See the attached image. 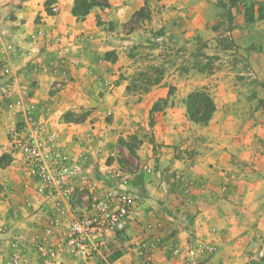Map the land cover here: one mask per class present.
<instances>
[{
	"label": "rangeland",
	"instance_id": "obj_1",
	"mask_svg": "<svg viewBox=\"0 0 264 264\" xmlns=\"http://www.w3.org/2000/svg\"><path fill=\"white\" fill-rule=\"evenodd\" d=\"M86 1L104 5L103 0ZM151 16L147 8H142L123 25H152ZM192 21L190 47L164 40L160 28L150 31L147 44L128 50H136L133 56L140 60L139 71L126 88V96L132 101L142 100L144 92L167 76L166 97L153 101L147 123L138 127V136L134 134L136 126L131 124L126 130L116 111L102 104L101 89H110L117 78L97 82L91 109L79 106L56 114L49 103L36 105L7 96L5 104L0 105V171L9 172L0 176V197L8 203L10 192H31L33 196L27 194L23 204L9 209L8 214L0 208V237L9 247L7 255H0L1 264H108L127 249H132L139 264H156L160 252L177 258L182 255L183 264H200L215 253V246L205 240H190L185 253L180 252L173 242L175 234L170 224L161 221H146L141 232L149 238L128 245L125 227L96 234L83 248L69 239L74 221L94 217L99 220L100 204L108 203L113 210L122 194L134 196L135 207L128 220L134 218L139 198L134 180L142 172L152 171L148 163L136 160V150L142 142L138 137L154 143L156 119L168 107L176 108L180 118L195 124L186 112L190 92L202 88L209 92L216 107L212 118L222 120L224 134L249 135L257 128L247 122L249 119L264 123V0H205L202 13L193 14ZM97 25L103 23L97 21ZM38 37H46L45 31L32 33L31 44ZM14 49L30 59L34 57L31 48L18 41L1 44V78H10L12 68L7 59ZM114 52L105 53L104 59L114 60ZM29 63L27 75L31 81L38 70L46 74L45 67L39 69ZM67 84V78L50 83L49 99L56 100ZM187 124L182 125V131ZM162 134L163 128L159 137ZM155 145L154 151L177 147H166L163 142ZM26 148H34L35 154L27 153ZM190 195L188 187L183 186L181 198L188 201ZM23 209L33 219L28 227H21ZM263 262L261 239L258 249L250 252L243 264Z\"/></svg>",
	"mask_w": 264,
	"mask_h": 264
},
{
	"label": "crops",
	"instance_id": "obj_2",
	"mask_svg": "<svg viewBox=\"0 0 264 264\" xmlns=\"http://www.w3.org/2000/svg\"><path fill=\"white\" fill-rule=\"evenodd\" d=\"M74 1L0 0V47L7 41H18L31 48L34 55L32 60L15 49L9 55L12 73L9 79L0 77V105L9 96L36 105L49 103L56 114L79 106L91 109L97 82L117 78L110 89H101L102 104L116 111L126 130L131 124L136 126L135 133L132 129L130 132L138 136V127L147 123L153 101L166 97L167 76L144 92L142 100L132 101L126 96V88L137 75L140 60L133 56L136 50H128L147 44L150 31L160 28L164 40L190 47L192 17L202 13L205 0H103L104 5L93 6L85 16L72 14ZM142 8L150 11L152 25H123ZM97 21L103 25H97ZM38 30L45 31L46 37H38L31 44L30 35ZM107 52H114L115 59L105 60ZM2 60L0 50V65ZM29 62L39 69L45 67L46 74L38 70L31 81L27 75ZM62 78H67L68 84L56 100H50V83ZM30 81L34 82L32 86ZM247 122L257 125L249 135H228L217 117L207 126L191 124L179 117L176 108L169 107L157 117L154 143L138 137L142 142L136 160L148 163L152 171H140L142 174L134 180L139 198L135 216L125 226L127 245L149 238L141 232L146 221H161L170 224L180 252L185 253L190 240H205L215 246V253L200 264H243L247 255L258 249L264 239V123L256 119ZM183 124H187L184 131ZM158 142L177 147L154 151ZM7 172L9 169L1 170L0 176ZM185 185L191 194L188 201L180 196ZM27 194L33 196L25 191L7 193L8 203L0 197V208L8 214L9 209L23 204ZM21 214V227L29 226L33 219L28 217V210L23 209ZM8 251V243L0 237V255ZM108 264L139 263L132 249H127ZM156 264H183L182 255L177 258L160 252Z\"/></svg>",
	"mask_w": 264,
	"mask_h": 264
},
{
	"label": "built area",
	"instance_id": "obj_3",
	"mask_svg": "<svg viewBox=\"0 0 264 264\" xmlns=\"http://www.w3.org/2000/svg\"><path fill=\"white\" fill-rule=\"evenodd\" d=\"M27 153L35 154L34 148H26ZM119 204L115 209H111L108 203L100 204V219L96 221L95 217L92 220L81 219L72 223L69 234L70 242L79 248H83L86 241L96 234H101L107 231L123 229L135 207V198L132 194L119 195Z\"/></svg>",
	"mask_w": 264,
	"mask_h": 264
},
{
	"label": "trees",
	"instance_id": "obj_4",
	"mask_svg": "<svg viewBox=\"0 0 264 264\" xmlns=\"http://www.w3.org/2000/svg\"><path fill=\"white\" fill-rule=\"evenodd\" d=\"M95 5H98L95 1L75 0L72 14L84 16ZM215 109L214 101L205 88L194 90L187 95L186 112L189 120L195 124L206 125L212 118Z\"/></svg>",
	"mask_w": 264,
	"mask_h": 264
}]
</instances>
